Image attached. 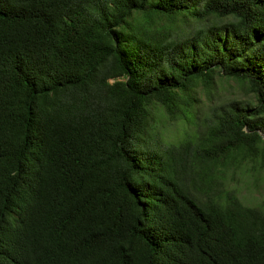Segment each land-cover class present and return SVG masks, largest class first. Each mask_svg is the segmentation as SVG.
Returning <instances> with one entry per match:
<instances>
[{
	"label": "trees",
	"instance_id": "16d2710c",
	"mask_svg": "<svg viewBox=\"0 0 264 264\" xmlns=\"http://www.w3.org/2000/svg\"><path fill=\"white\" fill-rule=\"evenodd\" d=\"M222 78L253 100L201 119ZM167 119L190 132L162 138ZM246 174L264 0H0V264H264Z\"/></svg>",
	"mask_w": 264,
	"mask_h": 264
},
{
	"label": "rangeland",
	"instance_id": "374dc122",
	"mask_svg": "<svg viewBox=\"0 0 264 264\" xmlns=\"http://www.w3.org/2000/svg\"><path fill=\"white\" fill-rule=\"evenodd\" d=\"M198 97L200 102V118L203 119L206 115V112H210L213 108L217 107V104L223 101L236 100L240 102L252 101L251 97L247 91L234 79L222 78L215 82V85L208 89L207 92L202 89H199ZM161 129L158 128V134L161 131V137L164 139L173 138L175 136H181L185 133H188L189 130H185L186 126L183 123L165 120L160 124ZM261 177V178H260ZM239 179V180H238ZM233 183V187L237 190V194L241 201L246 205H252L254 197L257 199L264 196V178L262 176L258 177L257 181H253L252 177L249 175H244L243 177H238Z\"/></svg>",
	"mask_w": 264,
	"mask_h": 264
}]
</instances>
